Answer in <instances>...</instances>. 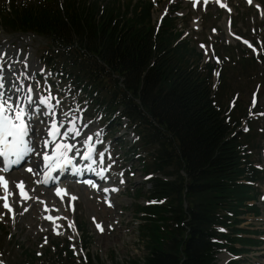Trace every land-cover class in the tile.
<instances>
[{"label": "trees", "instance_id": "1", "mask_svg": "<svg viewBox=\"0 0 264 264\" xmlns=\"http://www.w3.org/2000/svg\"><path fill=\"white\" fill-rule=\"evenodd\" d=\"M152 7L149 0H3L0 28L44 41L45 66L134 134L149 189L135 213L145 255L133 264H217L223 251L240 256L262 244L251 238L260 232L239 226L242 216L260 215L255 185L264 168L252 159L253 135L239 130L246 107L223 103L232 75H251L258 64L230 47L214 84L216 65L181 38L178 18L153 24ZM24 255L18 264L37 260ZM47 256L46 264L79 260L68 242L53 243ZM85 264L102 263L89 255Z\"/></svg>", "mask_w": 264, "mask_h": 264}, {"label": "rangeland", "instance_id": "2", "mask_svg": "<svg viewBox=\"0 0 264 264\" xmlns=\"http://www.w3.org/2000/svg\"><path fill=\"white\" fill-rule=\"evenodd\" d=\"M2 1L0 0V6ZM149 1L153 5L151 10L153 24L164 16L178 18L176 27L178 31H182L181 38L190 40L191 44L195 45L196 50L203 55V63L209 62L215 64L216 69L220 68L223 66L221 62L227 63L225 55L230 52L228 51L230 47L235 48L236 56L244 54L246 57L256 59L258 66L251 75L243 74L241 78L234 76L235 74L231 76V91L223 99V103L246 107L249 118L242 120L239 130L243 133L251 132L253 135L250 146L253 144V148H257L253 151L252 159L256 167L263 169L264 83L260 85L257 82L261 67L264 71V0ZM207 12L209 13L205 16ZM2 46L4 51L0 55V71L4 72L7 67L15 68L12 75L19 81L14 86L22 91L17 96L19 100L24 102L25 99L31 100L32 106L36 108L37 99L42 98L41 101L48 104L54 117L58 118L63 114L73 116L70 118V125L67 126L69 130L78 129L83 125L84 128L81 129L83 136H92L94 132L98 134L92 144L93 158L99 159L97 154H103L104 166L109 167L110 163L116 165V169L111 170L116 180L109 184L116 191L108 200L99 196L95 198L96 195L84 196L80 181L87 178L86 176L78 180L64 178L58 187L64 189L65 194L58 198L54 193L57 186L45 188L39 183L40 173L36 172L32 165L34 159L30 156L18 169L5 174L12 183L13 197H16L11 203L15 206L13 211L4 207L5 201L2 200L6 191L0 182V264L25 262V253L35 255L37 260L34 264H46L42 259L44 256L48 257L47 249L53 243H59L61 247L65 242L70 244L76 258L79 259L78 264H85V257L89 255L99 259L102 264H133L141 261L145 249L140 239L139 220L135 213L138 205H145L149 185L141 168L140 159L133 149L137 145L136 138L126 121L108 116L69 82L57 78L45 66L44 57L47 53L44 49L45 42L40 38L32 34L11 36L0 28V47ZM223 47H227L228 52ZM215 48L220 51L216 53ZM262 74L264 75V72ZM262 82L260 79V83ZM216 83L215 77L214 84ZM32 85L38 94L36 97L27 92L28 87ZM27 105V102L23 104L25 108L30 106ZM43 106L45 105L40 104L41 113L44 110ZM47 124L48 119L42 118L41 114L34 111L32 123L34 131L39 132L40 128L46 127ZM67 137L69 136L65 134L63 138ZM42 141L40 140V146ZM257 145H260V148ZM82 149L85 148L81 145L76 153L78 157ZM108 157L112 160L109 161ZM37 159L38 157L35 162L39 165ZM29 167L32 168L31 172L28 171ZM17 180L27 186L26 199H23L15 186ZM67 182L70 184L69 187ZM105 183L101 185L96 183L94 186L96 189L103 188ZM255 186L260 193L256 202L260 215L242 216L239 228L260 232L251 238L263 240V244L247 248V253L237 257L223 251L217 255V264H230L232 261L237 264H264V181ZM72 196L77 199L71 200ZM48 199L55 200L51 206V213L59 216L56 231L52 226L53 222L40 210L39 202ZM104 207L107 209L105 213ZM79 225L82 232L76 228ZM84 236L88 237L87 245L84 244Z\"/></svg>", "mask_w": 264, "mask_h": 264}, {"label": "bare ground", "instance_id": "3", "mask_svg": "<svg viewBox=\"0 0 264 264\" xmlns=\"http://www.w3.org/2000/svg\"><path fill=\"white\" fill-rule=\"evenodd\" d=\"M216 1L220 2V0H216ZM0 49H2L0 51V55H1V52L4 51L3 46L0 47ZM12 71H15V68L7 67L5 69V71L3 72L4 73L3 79H4L5 83H4L3 88L0 89V91H5L8 95L12 96V101L11 102L13 104V107H16L17 105H19L20 107H22L24 109V113L22 115V119L26 120V126H28L30 124V134H31V130L34 129V127L32 126L34 111H32V109L33 108L36 109V108L33 107L32 104L28 108H25L23 106V104L26 103L28 100L25 99V102H24L23 100L21 101V100H19V98H17V96L22 91L21 90H17L15 88V86H13L15 83H17L19 81V79L15 75H12ZM30 87H31V91H29V87H28L27 92L30 93L32 95V97H36L38 94H37L35 88L32 87V86H30ZM18 100H19L20 103L18 102ZM6 106L7 105H5V107ZM43 109L44 110H42V115H43L44 118L48 119V124L46 125V127H41L39 132L34 131L35 135L32 137V142H33V140L36 139L33 143L36 146L35 153H38V154H30V155H28V156H31L34 159L33 162H32L33 163L32 165L36 169V172L37 171H38V173L41 172V174H40V184H42L43 171L40 168L41 164L37 165V162H35V159L37 157H39L40 154H41V156L45 155L48 150H54L56 152L59 151L60 152V156L59 157L61 158L62 162L60 164H58V168L56 170V173L55 174H51L48 177V179L51 180V176H52L53 179H56L59 174H61L60 177L68 176L70 179H75V180L76 179L78 180L81 177L86 176L87 178H89L87 182L83 183L82 181H80L82 183V184H80V187L82 189V194L84 196L85 195H96L95 198H97L99 196L100 198L104 197V199L108 200V197H111L114 194V192H115V191L112 190V188L109 186V184L111 183V181H115L116 180L113 177V175L111 174V170L112 169L115 170L116 169V165L113 164V163H110L109 167H106V166H104V162L105 161L101 163L100 160L99 161L94 160L95 163H93L92 160H87V159L84 158V155H86L87 152H88L89 146L92 149L93 141L95 140V138L97 137L98 134L96 132H94L92 134V136H88V135L87 136L86 135L83 136L82 132H81V129L84 128L83 125H80V127L78 129H73L74 131L73 130H69V128L67 126L70 125V118H72L73 116L67 115V114H63L61 117L57 118V117H54L51 114L50 108L47 107L46 105L43 106ZM16 114L19 115L20 113H16ZM29 116H31V120L30 121L27 120V117H29ZM53 123L56 124V128L52 127ZM76 132H78L79 135H75ZM49 133H51V135H49ZM65 134H67L69 137L63 138ZM87 137H92V139L90 141H88ZM61 138H63V139H61ZM40 140H43L42 142H48L49 147L44 149L42 145L40 146L39 145ZM65 144L72 145L73 149H72V151L66 153L67 159L71 160V164H65V166L62 167L61 164L64 162V159L62 158L61 154L64 152L63 145H65ZM81 145L85 149H82L80 151L79 157H78L76 153L80 149ZM12 160H14V159H12ZM108 160L111 161L112 159L108 157ZM2 166H3V164L0 163V169L2 168ZM77 169H79L78 173H77ZM2 171L3 170H0V177H4L5 181L8 182V184H7V192L5 193V197L7 199V202L9 204V206L11 207V209L15 210V206L11 205V203L14 202L13 200L16 198V197H13V186H12V183L9 181V179L6 178L5 175H1ZM4 173H5V171H3V174ZM101 175L106 177L105 179H107V180L101 179ZM90 180H91V182L89 183ZM105 181H106V183H105L106 185L103 188H99V189L95 188L94 184H96V183L103 184ZM67 183H68L67 186L69 187L70 184H69V182H67ZM2 186H4L3 183H2ZM15 186H16L18 192L21 193V195L23 196V199H26V197H28V190L26 189L27 186L25 187L24 183L19 181V180H17V183L15 184ZM4 190H5V187H4ZM58 190H59V194H58ZM54 193H55L56 197H58V198H60L61 196H64V194H65L64 193V189H62L60 187H55L54 188ZM83 195H81V196H83ZM52 198H54V197H52ZM85 200H87L86 197H85ZM2 201H5V199H3ZM54 202H55V200L48 199L46 201H41L39 203H40V210L42 212H45V213H43V214H46L45 217L48 220H51L53 222L52 226H53V228L56 231L57 230V225H58L57 222H59L58 221L59 216L56 213H51V211H52L51 210V206H53ZM106 211H107V209L104 207L103 208V213H105ZM47 212H49V213H47ZM51 216H53V217H51ZM29 218H32V217L30 216ZM32 222L33 221H31V223H30L31 225H32ZM18 225H20V224H18ZM99 227H101V226H99ZM113 229H111V230L113 231ZM119 240H120V238H119Z\"/></svg>", "mask_w": 264, "mask_h": 264}, {"label": "snow or ice", "instance_id": "4", "mask_svg": "<svg viewBox=\"0 0 264 264\" xmlns=\"http://www.w3.org/2000/svg\"><path fill=\"white\" fill-rule=\"evenodd\" d=\"M3 72L0 71V89L4 86ZM14 86V85H13ZM18 90V89H17ZM29 91H31V87H29ZM12 96L8 95L5 91H0V157H4L7 162L6 165H3V170L5 172L9 171V166L11 165H19L20 162L30 154H38L35 153V144L32 142V137L35 135L34 129L31 130L30 134V124L26 126V120L22 119V115L24 113V109L17 105L13 107L12 104ZM27 103L29 105L32 104L31 100H28ZM41 103H45V101H41ZM5 105H7L5 107ZM32 111H37V109H32ZM16 113H20L17 115ZM27 120H31V116L27 117ZM18 122V123H17ZM53 128H56V124H52ZM74 131V130H73ZM51 135V133H49ZM75 135H79L78 132ZM27 137V139H26ZM92 137H87V140L90 141ZM64 152L61 154L64 159L65 164H71V160L67 159L66 153L72 151L73 146L65 144L63 145ZM99 155L100 162H103V154ZM11 157H15L14 160L10 159ZM87 160H93V151L89 146L87 154L84 156ZM45 160H50L47 155H44ZM93 163L95 161L93 160ZM56 161H51L48 165L49 168H53ZM28 171H32V168L29 167ZM79 169H77V173ZM103 175H101V179H105ZM0 182L3 183L5 187V191L7 192V184L4 177H0ZM116 191V189H112ZM59 194V190H58ZM67 194V193H66ZM27 198V197H26ZM77 197L72 196L71 200H76ZM4 207L11 211V207L9 206L7 199L5 197Z\"/></svg>", "mask_w": 264, "mask_h": 264}]
</instances>
